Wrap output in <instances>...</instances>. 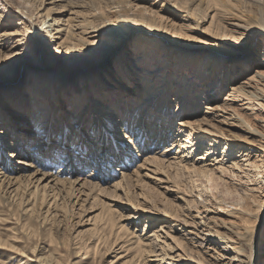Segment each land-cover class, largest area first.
<instances>
[{
    "label": "bare ground",
    "instance_id": "obj_1",
    "mask_svg": "<svg viewBox=\"0 0 264 264\" xmlns=\"http://www.w3.org/2000/svg\"><path fill=\"white\" fill-rule=\"evenodd\" d=\"M80 1L77 4V1L72 0L76 6L84 8L86 18L83 17L76 25L72 21L66 20L68 23L66 22L67 24L63 28L61 24L62 17H53L51 19L53 23L48 25L49 29L47 31L43 30L45 33L39 37L47 39L57 35V39L62 40L63 43L67 42L68 49L75 51L85 47L83 50H89L93 56L80 58L95 60L91 63L93 65H88L92 68L98 65L102 66L105 63L111 53L114 52L113 49L116 48L114 47L115 41L124 40L126 36L136 33L138 34L134 46L136 54L132 55L131 60L128 62V65L131 63L133 66L124 67L123 61H121L124 58H119L116 60L115 66L108 71L109 75L107 77L102 76L101 71L100 74L92 77L91 80L93 81L90 85L94 93L91 94L95 106L93 105L89 109L88 103L84 107V105H81L83 98L78 97L80 94L85 96L88 94L86 90L89 85H85L80 94H76L72 82L65 85L62 81L58 82L63 79V76L59 77L56 74L57 78L59 77L56 81L53 74L45 76L42 73L31 75L28 82L30 86L27 87L29 93L26 95L31 96V100L33 99L36 104L40 105L30 107L31 109L28 112L27 117L30 118V123L33 125V132L20 129L18 124L14 127V123H12L14 125L8 123L10 120L5 119V111L12 110V108L10 106L6 107L3 102L6 99H2L0 101V190L2 189L3 195L21 197L27 191L28 196L26 197H28V200L33 198L34 202L28 203L25 206L28 208L25 209L26 211H32L38 200L42 203L45 200L47 201L49 196L56 200L58 193L54 192L55 190H63L75 197H78V194H76L77 189L85 188V186H89L90 189L87 191L90 192H93V189L106 190L108 186L103 187L100 184V180L103 178L105 181L107 180L109 185L112 183L110 186L114 191H122L126 194L129 193L126 190L128 188L127 183H131L136 179L140 181L143 177L154 175L155 180L168 185V182H171L170 180L182 174V170L187 173L188 179L191 178L190 181L205 180L210 183L215 178L220 179L222 182L231 185L230 187L233 188L231 191L237 197L235 199H228L227 195V199L221 197L219 206L224 208L223 211H218L223 215L219 219L221 223L209 216L212 208L207 206L208 199L201 197L203 193L201 195L199 192H197V195H191L195 197L187 198L188 207L192 209L193 205L199 204L204 208L203 212L205 213L199 211V215L191 216L187 213L184 214V217L191 220L181 218L183 210L181 212L177 208L175 211L169 212L167 208H153L152 210L147 206H145L146 209H143V206L130 204L132 205L131 214L123 217L126 223H121L115 229L112 245L119 246V249H122L120 252L128 253L131 250L132 253H128V255L134 254L133 260L144 258L149 261L148 257L152 255L157 256V258L162 257L154 259V264H181L185 260L196 264H264V261H260V258L264 257V251L261 252L258 248L256 249V244L260 241L256 236V231H258L256 222H264V67L256 68L255 71L246 74L237 83L229 85L225 97L220 100L221 102L215 105L209 104V101L217 98L224 89V83L222 87L220 86L223 81L220 72L227 69L225 75L236 79L241 73L244 74L250 70L256 56L252 55L249 59L241 62L240 65L235 66L238 63L222 60L223 55L221 53H223V50L218 46V43L227 42V38L240 41L246 37L254 39L258 34H264V5L260 4L259 0H255L257 4L253 6L254 11L259 10L261 12L260 21L250 16L249 14L252 13L250 11L249 14L242 12V15L231 12L233 14L231 20L221 18L219 20L221 26L218 28L220 32H216L218 35H215V32L212 35L207 34V37L216 40L217 44L204 47L206 49L201 60L188 62L186 58L188 54L182 56V53L184 55V52H197L200 46L195 45L196 43H193V45L190 43L181 44L182 41L179 43L174 39H165L161 30L168 32L169 29L156 20L149 18L148 13H146L148 11L147 7L142 9L144 11H142L141 21L136 20L135 17L130 18L131 11L135 8L141 9V0H100L99 3L95 2L91 6L82 2L83 0ZM171 1L174 2L172 4L178 10H184L196 16V28H200V24L211 16V6H206L207 2L205 0ZM41 2L43 3L44 0ZM187 4L192 7L196 4V6L187 8ZM18 5L22 8L21 11H17V16H19L16 20L18 21L17 24L24 25L23 28L27 30L26 20L33 22L35 9L29 7L30 4L26 0L19 2ZM54 6L49 7L43 17L41 16L42 20L40 21L43 25L41 28L46 24V18H50L55 11ZM230 6L231 11L239 7V5L233 4ZM7 7V5L4 6L5 12ZM225 7H229L227 3ZM107 9L113 13L109 19L107 18L108 20L98 17V14L102 15ZM5 12H0L2 21L14 18L9 15L10 12ZM216 14H213L211 25L216 21ZM104 22H106V25L101 26ZM74 25L79 31L74 28ZM54 31L55 33H53ZM21 34L18 28L15 31H4L2 36H6L9 42L3 47L10 50L22 49L25 42L22 41V38L15 39L13 37ZM175 34L173 33V35ZM102 37L112 42V46L110 44L103 46L104 49H110L107 54L104 53L105 51L99 54L96 47L98 44L105 42L101 43L100 38ZM63 43H59V48L64 46ZM172 44H176L178 49L174 51L173 49L176 47L172 48L170 46ZM90 52H86V54L89 55ZM262 54L264 61V50ZM100 55L104 56L102 61H99ZM154 56H157L155 62L152 61ZM170 57L172 59L175 57L173 79L176 78V81L170 80L164 73L165 71L161 70L168 67ZM245 62L250 65H246ZM48 68H51V66L49 65ZM187 68H190L193 77L190 76L191 79L186 84L187 81L180 82L178 76L184 75L183 69ZM134 69L140 71L139 73L143 75V78L141 77L134 83L135 91L132 92L128 89H131L130 85L133 81L131 74ZM160 72H162L163 80L154 84L155 75ZM70 76L69 79L75 77ZM136 76L138 77L135 74L133 78H136ZM42 78L44 81H42ZM206 82H209L210 86L207 90H203L202 88L204 84L206 85ZM49 84L59 86L57 93H55L56 98L59 94L62 95L64 90L67 91L63 96L67 93L75 98V103L69 101V105L73 104L70 113H72L74 122L71 119H69V123L61 121L60 137H57L56 141H54L56 137L53 134L55 130L53 127L54 116L50 112H45V99L48 100L49 95L40 100L43 86L47 88ZM174 84H177L176 87L178 86L181 90L173 91L171 86ZM108 86H115L117 90L119 87V92L124 91L117 95V98L115 96L114 103H116H113V105H108L109 103L100 98L110 92L109 90L106 93ZM104 92L105 94L102 95ZM127 92L131 95L126 94ZM59 103L62 104V100ZM204 105L206 106L204 107ZM256 106L258 107L256 112L262 115L261 118L257 119L259 124L255 118L254 107ZM201 107L206 110L204 111L205 115H202L199 121H208V127H203V123H198L197 120L192 118ZM206 114H208V117ZM95 117L97 118L95 121L88 119L90 123L89 130L91 129V131H83L82 125L87 122V118L94 119ZM81 118L83 120L80 122ZM13 119H15L14 116ZM21 119H23L22 116ZM235 120H241L244 124L238 125ZM3 122H6L4 123L6 125L2 128L1 124ZM225 126H238L254 137L251 138L252 141L250 142L241 137L245 144L234 142L235 140L232 141V137H230L232 136L231 131L224 128ZM96 128H102L104 134L95 133ZM80 132H86L90 140L88 142L90 148H88V143L82 142L81 136L83 135ZM67 135H70L71 140L67 138ZM255 137L258 138V142H261L258 145L254 144ZM54 142L56 144L55 151L50 153L51 148H54ZM5 144L7 147L4 146ZM46 147L47 150H45ZM7 149H9V152L5 157L4 153L8 151ZM88 149L91 152H87ZM201 149H203V152L194 157L195 153ZM28 154L31 155L30 158L19 157L21 155L28 156ZM16 157L20 158L17 161L20 167L12 164L13 159ZM136 158L140 160L135 162V166L129 167ZM115 163L118 166L112 169ZM52 165L56 168H52ZM117 170L121 172L119 177L116 176ZM86 171L87 173L83 174ZM111 171L114 172L115 177L113 182L109 181L112 178ZM172 176L175 177L171 179ZM44 182L46 183L44 184ZM164 188L169 190L168 186ZM52 191L54 194H52ZM79 192L84 194L82 190H79ZM2 197L0 195V199ZM175 197L179 196L176 194ZM86 198H88V194H86ZM54 200L51 202L48 200L47 205L52 206ZM105 211L108 217H104V223L102 222V224L108 226L113 220V217H111L113 209L109 206V208H105ZM144 212H153L157 216L169 217L171 223L168 224V221H158L150 217L148 220L152 224L148 223L149 221L145 223L141 233L138 227L130 230L133 220H141V218L148 216ZM199 217L201 218L196 220ZM212 222L213 224H211ZM154 223H158V225L151 228ZM171 230H175L176 234L172 232L169 235ZM164 232L168 234L164 236ZM261 232L260 229L259 236L262 235ZM170 240L171 242H169ZM213 242L218 244L224 253H214L213 255L208 253L214 250ZM188 243L200 250L193 251L192 247L186 245ZM125 244H131V246ZM204 252L208 253L210 259L203 256ZM115 253L116 256L119 254L117 249ZM193 255L198 258L197 261H195ZM52 256L53 252L47 256L48 261L46 263L58 264V257ZM125 256L120 255L119 258ZM168 259L172 261L168 263Z\"/></svg>",
    "mask_w": 264,
    "mask_h": 264
},
{
    "label": "rangeland",
    "instance_id": "obj_2",
    "mask_svg": "<svg viewBox=\"0 0 264 264\" xmlns=\"http://www.w3.org/2000/svg\"><path fill=\"white\" fill-rule=\"evenodd\" d=\"M22 1L23 0H6V1L2 0L0 3V12L2 13L5 12L4 6L7 5L8 7L5 13L10 12L9 15L14 17V18L5 19L3 21L0 18V45H1L0 101H2V99H6L3 101L6 104V107L10 106V108H12V110L8 109L5 111V116H6L5 119L10 120L8 121L10 125L15 124L14 127H16V124H18L20 129L22 128V130H25L27 132L29 131L33 132V125L30 123L29 120L30 118L28 119L27 117L29 115L28 112L31 109L30 107L35 105L37 106L40 105L36 104L33 101V99L31 100V96L29 97V95H26L27 93H29L27 87L30 86L28 85V82H29V77L31 75H37L42 73L45 76L47 74L48 75L53 74L56 77V81L60 76H63V79L59 80L58 82L62 81L64 82V85L66 83L72 82L71 84L74 85L72 87L76 89L75 92L76 94H80L81 89L85 85L86 86L89 85V87L86 90L88 94L86 96L83 94H80L78 96L79 98H83V100H81L82 101L81 105H84L85 107V105L88 103V109H89L94 105L92 100V94L94 93L92 91V86L90 85L91 81H93L91 80V78L97 74H100L99 73L100 71L102 73V76L104 75V77L105 76L107 77L109 75L108 71L112 69L113 66H115L116 60L119 58L121 59L124 58L121 60L123 61L124 67H127L129 65L133 66V64L131 63L128 65V62L131 60V56L136 54L134 52V46L136 44L138 34L133 33L132 35L126 36L124 40L115 41L114 47L116 48L113 49L114 52L111 53L110 57L105 61V63H103L102 66L98 65L90 68V66L88 65H90L92 62H95V60L91 61L89 58H85V59L80 58L84 56L87 57L93 56L92 52H90L89 50L88 51L83 50L85 47L84 48L82 47L77 51H75L68 49V45L66 44L67 42L63 43L62 40L57 39V35L55 37L52 38L50 37L47 39L45 38L41 39L39 37L41 34L45 33L43 30L47 31L49 29L48 25L53 23V20H51L53 17H59V16L60 18L62 17L61 18L62 23L61 22L60 23L62 24L63 28L64 26H66V24L68 23L67 21L69 20H70L69 22L72 21L76 25L77 22L83 19V17L86 18L84 15L85 11H83L84 10L83 7L76 6L72 2V0H63V1L44 0L43 3L41 2L42 0H26L30 4L29 7L35 9L34 11L35 15L32 19L33 24L31 23V21L27 19L26 20L27 30H26L25 28H23L24 25H18L17 24L18 21H16L18 20L17 18L19 17L17 16V11L19 10L21 11L22 8L21 6L18 5V3ZM73 1H77V4L81 2L80 0L79 1L73 0ZM99 1L100 0H85V1L83 0L82 2L91 6V4L95 2L99 3ZM205 1L207 2L206 6H211L210 7L211 16L207 17V19L200 24L199 26L200 28H196L195 15H191L184 10H178L175 6H173L174 2L171 0H141L140 1L141 9L135 8L133 11H131L130 18L135 17L136 20L141 21V17H143L142 11H144L142 9L144 8L146 9L147 7L148 8V11L146 12L148 13L147 16L161 23V25H165L167 29H169L168 32L165 30H161L162 31L161 33L164 35L165 39L167 38L174 39L179 43L182 41L181 44L190 43L193 45V43H196L195 45L200 46V48H198L199 51L197 52H184V55L182 53V56H185L186 53L188 54L186 55L188 62L191 60L194 61L201 60L202 54L206 49L204 47H211L212 44L213 45L217 44V41L214 40L213 38L212 40L209 39V36L207 37V34L212 35V33L214 34L215 32V35H218L216 32H220L218 28L221 26L219 20L221 18L224 20H231L233 17V14L231 12H236L239 15H242V12H244L245 14L246 13L249 14L250 11L252 13H250L249 15L252 16L254 19L256 18V20L260 21L259 17L261 16V12L259 10L254 11V7H253L257 4L255 0H205ZM259 2L260 4L264 5V0H259ZM226 3L227 6L229 7H225ZM196 4L193 7L190 4H187L188 5L187 8H189L190 6L194 8ZM229 4L239 5V7H237L236 10L234 9V11L233 10L231 11V9H229L231 8ZM52 6L55 7L54 8L55 11L50 16V18L49 17L46 18L47 22L44 25V27L41 28V26H43L41 25V21H40L42 20L41 16L43 17V15L46 13V10ZM108 9L105 13H102V15L98 14V17H101L104 20H108L113 15V13L110 12V10ZM214 13H217L216 14L217 19L215 18L217 22L215 21V23H212L211 25V21ZM75 25L74 28H76L79 31V29ZM105 25L106 22L102 23L101 26H105ZM124 27H126V25H124ZM17 28L20 29V33L22 34L13 37L15 39L22 38V41L25 42L24 47L20 50L18 49L10 50L7 47L4 48L3 45L5 44L7 45L9 41L6 38V36H2V33L4 31H15L17 30ZM53 33H55V31ZM173 33L176 34L173 35ZM175 38L179 40H176ZM263 38H264V34H258L254 39H250L246 37L245 38L246 40L243 39L240 41H236L233 40L232 38H227V42L218 43V46L223 50V53L217 50V52L223 55L222 60L224 62L230 61V63H238L235 66L240 65L241 62L249 59L252 55L254 56L256 55V56L254 58L255 61L252 64L250 70H248L244 74L241 73L240 76L236 79L235 77H230L229 75H225V71L226 72L228 71L227 69L222 70L220 72L222 73L221 79H223L224 81L221 82L220 86L222 87L224 83V89H222V92L220 93V95L217 96V98L211 99L209 101V104L215 105L216 103L221 102L220 100L225 97L226 95L225 93L227 92L229 85L233 83H237L238 81L243 79L246 74L255 71L256 68L258 67L261 68L262 66L264 67L263 54H262L264 50ZM100 40L101 43L104 41L105 42L102 44H98L96 46L98 49V53L100 54L101 52L104 51H105L104 53L106 54L109 53L110 49L109 48L104 49L103 46L108 44L112 46V42H110V40L108 39H104L103 37L100 38ZM59 43L60 44L63 43L64 46L61 45L63 47L59 48ZM170 46L174 48L177 45L172 44ZM176 49H178V47L174 48L173 50L175 51ZM69 50L71 51L69 52ZM86 52H90V54L87 55ZM100 56L101 57L99 61H102V57L104 56L102 55ZM156 58L157 56L152 57V61L154 60L155 62ZM49 65L51 66V68H48ZM174 65H175V57L173 59L170 57V63L168 67H164L161 70L163 72L165 71L164 73H166L167 77L170 80L176 81V78L173 79ZM203 65L205 66L206 63ZM203 65L202 68L204 67ZM246 65H250V64L246 63ZM190 71H191L190 68L183 69L184 75H182L181 77L178 76L180 82L184 83V81L186 80L187 81L186 84L188 83V80L191 79V77H193ZM113 72L115 73V71ZM139 72L140 71H138L137 69L136 70L134 69V71L132 72L131 78L133 81L130 85V88L132 90L128 89V91L134 92L135 91L134 83H136L137 80L141 79V77L143 78V75L140 74ZM56 74H58L59 76L58 78ZM135 74L138 75V77L136 76V78H133ZM70 75L75 76L76 78L74 77L73 79L72 78L69 79ZM162 78H163L162 72L156 74L154 79V84H156L157 82H161L163 80ZM42 81H44L43 78ZM108 85L110 84L108 83ZM176 85L177 84L171 86L172 87L171 89L173 91H178L180 89L178 86L176 87ZM209 86H210L209 82H206V85L204 84V87L202 89L207 90ZM58 87H59L58 85H54V84H49L47 88L43 86V90L41 92V98H40V100H42L44 96L49 95L48 100L45 99L46 101L45 112L48 113L50 112V114H53L54 116L53 127L55 130L53 134L54 137H56L54 141L57 140V137L58 138L60 137L59 131L61 128V121H63L64 123H69L70 122L69 119H71V121L74 122L72 113H70V108L73 104L69 105V101L75 103V98L73 96H69L67 93L65 96H63V94H65L67 90L66 91L64 90L62 95L59 94V96L56 98L55 93H57ZM109 90L110 92L108 94L100 98H102L105 102L109 103L108 105H113L115 101V96L117 98L118 97L117 95L121 94L124 91L119 92L120 88L118 87L117 90V87L115 86L114 87L108 86V90L106 91V93ZM30 93L32 92L30 91ZM9 94L10 96L8 97ZM104 94L105 92L102 93V95ZM126 94L131 95V93L128 92ZM174 97L175 95L173 96V98ZM60 100H62V104L59 103ZM206 105H204V107ZM204 107H201L200 110L196 112L192 118L194 120H197L198 123H203V127H208L209 126L208 121L206 120L203 122L199 121L202 115H205L204 111L206 109ZM254 108L256 114L255 115L256 122L259 124L257 119L261 118L262 115L259 114V112L258 113L256 112L258 110L257 106ZM247 113H249V111H247ZM13 116L15 119H13ZM21 116L23 117V119H21ZM206 116L208 117V114H206ZM83 118H81L80 122L83 120ZM99 118L101 119L102 117L100 116ZM88 119L90 121L91 120L95 121V119L97 118L96 117L94 119L87 118V122H85V124L82 125L83 131L89 130L90 123L88 122L89 121ZM4 123L6 122H3V124H1L2 128L6 125ZM235 123H237L238 125L244 124L243 121L241 120L240 121L235 120ZM224 128H227L231 131L232 136L230 137H232L231 138L232 141L235 140L234 142L245 144V141L250 142L252 141L251 138L254 137L250 133L241 130L238 126H231V127L225 126ZM90 131L91 129L89 130V132ZM94 132L104 134L102 128H96ZM68 134H70V132H68ZM81 134L83 135L81 136L82 142L83 141L85 143L90 142L86 132H83ZM241 137H243L245 141ZM67 138L71 140L70 135H67ZM257 139L258 138L255 137V141H254L255 145L261 143L258 142ZM4 146L7 147L6 144ZM55 146L56 144L54 142L53 145L54 148H51L50 153H53L55 151L54 150ZM90 147L91 146L88 143V148ZM7 150L8 151L5 150L6 152L4 153L5 157L9 152V149ZM45 150H47V147L45 148ZM87 152H91V150L88 149ZM201 152H203V149L198 150L195 153L194 157ZM19 157L30 158L31 155L30 156L29 154L28 156L21 155ZM19 157L13 159V161L15 160L14 162L12 161V164H14V166L20 167V165L17 163V161L20 159ZM137 160L140 159L136 158V160L132 162L131 165L128 164L129 167L135 166L134 164ZM53 166L54 165H52V168H56V166L54 167ZM117 166L118 164L115 163L112 166V169H115ZM111 172H112L111 173L112 178L110 177L111 179L109 181L113 182L115 180V177H114V172L113 171ZM181 172L182 174L177 176V178L175 176H172L171 179H173L174 177L175 178L173 180H170L171 182H168L169 183L168 185L167 183H161L155 180L156 177L154 175H151L150 177L147 176L143 177L142 180L140 181L136 179L131 183H127L128 188L126 190L127 193L129 192L128 194L123 193L122 191H114L113 188L110 186L112 183H110L109 185V183H107V180L105 181L104 178L102 177L103 179L100 180V184L103 187L108 186L106 190L101 191V190L93 189V192H90L87 191L88 189H90L89 186H85V188L82 187L81 189H77L76 194H78V197L73 196L71 193H66L63 190L61 191L55 190L54 192L58 193L57 199L56 200L52 199L53 198L52 196L48 197V200H50V202L52 200L55 201L52 206L47 205L48 200L47 201L45 200L42 203L38 200L36 201L33 207L34 210L32 211H26L28 207L26 208L25 206L28 203L30 204L31 202L32 203L34 202L33 198L28 200V197H26L28 196L27 191L25 195L23 194L24 196L21 197L13 196L15 198L14 199L12 196H4L1 189L0 195H2L3 197L0 199V264H45L46 261H48L47 256L51 252H53L52 257L54 256L58 257V261H59L58 264H136V263L154 264L153 263L154 259H159L162 257L157 258V256L152 255L148 257V259H150L149 261L147 259L145 260L144 258L143 259L140 258V260L134 259L136 260L134 262L133 260L134 254L128 255V253H132L131 250L128 253L120 252L122 249H119V246L112 245L114 232H116L115 229L121 223H126V220H123L124 219L123 217L131 214L132 205L143 206V209L144 208L146 209L145 206H147L150 207V209L152 210L153 208H157V209L167 208L169 212H173L177 208V210L181 212L183 210V214L181 218L191 220L188 217H184V214L187 213L189 214V216L199 215V211L203 212L204 208L199 204L198 205L195 204L193 205L194 208L192 207V209H190L191 207H188L189 205L187 203V198H191L194 196V195L191 196L192 194L197 195V192H199L201 193V195L203 193L201 197H206L208 199L209 203L207 202L208 203L207 206L209 208H212V211L209 212V216L210 217L212 216L214 220L221 223L219 219L222 218L221 216L223 215H221V212L220 213L218 212V211H223L224 209L219 206L221 204L220 203L221 197L223 199L226 198L227 195L228 199L237 198L235 193L231 191L233 189L232 187H230L231 185L222 182L220 179L215 178L210 183L206 182L205 180H201V181L198 180L200 183L197 180H196L197 182L191 180L192 182L193 181L195 182L192 183L189 180L191 178L188 179L187 173L184 172L183 170ZM84 173H87V171L83 172V174ZM120 173L121 172L117 170L116 176L119 177ZM46 182H44V184ZM165 186H168L169 190H165L164 188ZM194 189L195 190L198 189V190L195 191ZM48 190H50V188H48ZM79 190H82L84 194H80ZM54 192L52 194H54ZM86 194H88V198H86ZM176 194L179 197H175ZM109 206L112 207L113 209V215L111 216L113 217L112 218L113 220L111 224L105 226L104 224H102V222L104 223V217L106 218V216L108 215L105 214L106 213L105 208H109ZM144 213H147L148 216L141 218V220H133L131 222L132 224L130 225L131 226L130 230H133L136 227H138V229H140L139 232L141 233L144 228L143 225L149 221L148 219H150V217H152V219L155 218L158 221H168V224L171 223L170 221L171 219H169V217H163L161 215L157 216L153 214V212H144ZM200 218L201 217L196 218V220H199ZM148 223L152 224L151 221H149ZM211 224H213V222ZM157 225L158 223H154L151 228L156 227ZM256 225L258 229V231H256V236L260 240L256 244V249L258 248L262 252L264 251V222L262 221L256 222ZM260 229L262 230L261 232L262 235L259 236ZM167 230L169 231L168 228ZM172 232L176 234L175 230H171L169 232V235ZM167 234L168 233L164 232V236ZM169 242H171V240ZM213 243H214V247H213L214 250L208 253H212V255L214 253H221V254L224 253L220 248V246H218V244H216L215 242ZM125 245L131 246V244H125ZM186 245L188 247L193 246L192 244L189 243ZM116 249L119 252L117 256L115 253ZM192 249H194L193 251L195 252L196 250L198 251L200 250L198 247H192ZM208 253L204 252L203 254V256L206 259H210ZM120 255L123 256L127 255V256H125L124 258H119ZM196 255L198 256V254ZM194 258L195 261L198 260L196 256H194ZM171 261H172L171 259H168V263H170ZM260 261L263 262L264 257H261ZM184 263L196 264L195 262H189L188 260H185V262H181V264Z\"/></svg>",
    "mask_w": 264,
    "mask_h": 264
}]
</instances>
